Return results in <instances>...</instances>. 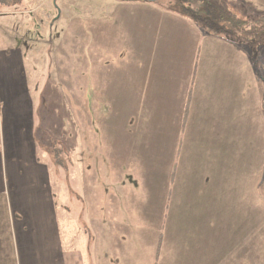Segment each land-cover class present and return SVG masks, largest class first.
<instances>
[{"label": "rangeland", "instance_id": "obj_1", "mask_svg": "<svg viewBox=\"0 0 264 264\" xmlns=\"http://www.w3.org/2000/svg\"><path fill=\"white\" fill-rule=\"evenodd\" d=\"M15 1L0 0V50H7L9 55L16 58L20 55L18 58L22 60V76L27 80L34 103L39 158L50 167L55 189L62 191L60 197L63 199L58 204V210L59 223L64 227L65 242L69 245L64 246L67 257L71 264H102V202L112 205L107 200L111 198L110 195L107 194L105 198V194L114 191V185L120 177L121 182L138 184L139 189L146 183L152 187L155 180L160 179L154 173L164 172L168 164L164 163L163 168L154 172V164L139 160L141 155L134 146L137 142L133 143V140L124 137L121 130L118 133L117 128L122 125L124 115L128 117L130 114L129 109L121 108L125 106L124 100L131 98L134 89L131 79L153 75L154 80L149 81L146 91L156 92V74L161 64L126 61V57L136 49L135 43L144 40L145 31L131 30L129 27L124 29L121 23L130 21L127 18L128 11H135L139 5L158 4L168 7L176 3V0H165V3L138 0H49L46 6H41L39 0H18L14 4ZM230 1L239 10L240 16L249 21L264 13V0H258V5L255 4L257 0ZM193 5L196 6L195 1ZM121 8L124 9L119 11ZM107 9L110 14L105 16ZM260 75L263 78L264 65L258 62ZM109 76L113 81L119 80L117 85H122L121 93L113 95L116 103L110 105L113 109H107L109 104L102 101L104 97L109 102L112 99V94L105 92V85L102 92V78L104 80ZM258 89L264 92L263 84L258 85ZM229 108L238 111V105L230 104ZM261 113L258 111V135L252 132L253 137L250 138V152L245 151L248 143L242 144L237 140L234 151L231 147L229 159H220V169L223 165L225 171L221 175L223 168L220 170V188L215 195H212L215 190L211 192V180L207 188L201 189L204 179H209L207 170H212L210 156L206 157L207 165L200 158L196 162L199 165L193 164L192 169L184 173L191 182L183 191L195 199L199 192H203L200 198L213 199L214 212H219L216 219L211 214L198 216L197 210L186 208L180 224L176 221H180L181 217L174 212H181L182 208L178 205L171 206L166 222L162 221L169 208L166 203H171L174 196L173 173L179 167L178 157L172 158L169 165V172L172 173L169 181L172 188L170 201L168 183L161 184L158 189L163 202L166 201L161 212L154 214L156 203L150 198L151 192L149 194L147 188L136 191V197H133L135 202L128 206L148 220L150 214H159V222L155 224L164 222L165 228L161 231L165 242L163 264L233 263L237 254L243 250L249 231L252 240L258 236V219L264 218V111ZM156 114L163 119L167 118L159 111ZM172 116L173 113L169 115ZM241 121L244 122H233ZM204 122L211 123L210 120ZM197 126L203 127L200 134L202 137L207 133L206 129L211 130L208 133H213L214 128L216 133L224 134L227 140L232 132L237 131L230 130V127L238 128L237 136L245 134L248 137V132H251V125L243 124ZM145 135L149 138L158 133L149 130ZM195 135L199 134L189 136ZM161 137H164L163 132ZM215 138L220 136L216 134ZM125 140L127 151L129 149L130 152L117 154L111 151L125 143ZM148 152L147 157L153 158L158 150L154 148ZM106 164H112L116 171L108 172L110 168ZM127 170L133 172L128 171L126 175ZM195 206L199 211L201 205ZM130 240L132 244L137 241L132 237ZM122 244L123 249L107 246L106 250L112 256L120 254L125 259L127 241L120 242ZM211 250L213 253H210ZM128 254L130 256L129 251Z\"/></svg>", "mask_w": 264, "mask_h": 264}, {"label": "crops", "instance_id": "obj_2", "mask_svg": "<svg viewBox=\"0 0 264 264\" xmlns=\"http://www.w3.org/2000/svg\"><path fill=\"white\" fill-rule=\"evenodd\" d=\"M39 1L41 6L49 2ZM255 4L258 5V0ZM232 7L235 8L234 5ZM236 11L239 13L238 9ZM109 14L107 9L105 16ZM128 17L130 21L122 22V27L145 31V38L138 41L141 44L135 43L137 47L126 57V61L161 64L156 74V92L146 91L149 81L154 80L153 75L131 79L134 87L131 98L124 100V108L120 106L121 109H129L130 114L128 117L124 115V121L117 126V130L118 133L121 130L120 133L123 132V136L133 140V143L137 142L134 146L141 155L139 160L154 164V172L163 168L164 163L168 164L164 165L166 171L154 173L160 179L155 180L154 177L156 183L152 187L146 183L139 189L138 184L121 182L120 177L114 191L105 194V198L107 194L110 195L111 198L107 200L112 205L102 202V264H163L165 242L161 231L165 228L163 224L171 212V206L179 205L182 208L181 212L173 210L175 215H180V221H176L180 224L186 208L197 210L198 216L211 214L214 219L219 216L218 211L214 212L213 199L200 198L203 192H199L195 199L183 191L191 182L184 173H188L193 164L199 165L196 164L198 159H204L205 163L206 157L210 156L212 170H207L209 179H204L201 189L207 188L211 180V192L215 190L212 194L215 195L220 188L218 179L225 171L223 165V169H220V159H229L231 147L234 151L237 140L242 144L248 143L245 151L250 152L252 132L258 135V111H264V92L258 89V85L264 86V75L263 78L258 76V62L264 65V44L252 48L244 42L216 35L188 17L158 4L139 5L135 11H128ZM18 57L9 55L7 50H0V264H71L64 247L65 230L59 223L58 204L62 203V191L55 189L50 167L39 158L34 103L27 80L22 76V60ZM104 80L102 78V92L105 85V92L112 94V99L109 102L104 97L102 101L109 104L107 109H113L110 106L116 104L113 95L121 93L122 85H117L119 80L113 81L111 76ZM230 104L238 105V111L230 110ZM156 111L167 118L158 117ZM171 113L174 116L169 117ZM235 120L244 122L235 123ZM206 124L251 125V132H248V137L245 134L237 136L238 128L230 127V130L237 131L232 132L227 140L224 134L222 136L212 128L213 133H208L211 130L206 129L207 133L202 137L203 127L197 125ZM149 130L158 135L147 138L145 133ZM195 133L199 135L189 136ZM216 134L220 138L216 139ZM127 148L125 140L111 151L117 154L130 152ZM154 148L158 150L157 154L153 158L147 157L148 151ZM174 157L180 159L179 167L173 173L174 196L171 203L165 201L169 208L166 215L164 212V222L155 224L160 216L154 214L161 212L165 204L158 191L161 184L168 183L170 201L172 188L169 181L172 173L169 172V165ZM107 168H110V173L116 171L112 164ZM128 171L131 170H127L126 175ZM144 187L149 194L151 192L150 198L156 203L149 220L141 213L137 215L128 206L135 202L133 197H136V191ZM200 202L202 204H198ZM195 205H201L199 211ZM64 215L65 211L63 219ZM247 236L243 250L234 258L236 261L228 264H264V218L258 219V236L252 240L250 231ZM130 237L137 241L132 244ZM122 241H127L125 259L123 255L112 256L107 252V246L120 250L124 245H120Z\"/></svg>", "mask_w": 264, "mask_h": 264}, {"label": "trees", "instance_id": "obj_3", "mask_svg": "<svg viewBox=\"0 0 264 264\" xmlns=\"http://www.w3.org/2000/svg\"><path fill=\"white\" fill-rule=\"evenodd\" d=\"M168 8L216 35L244 42L252 48L264 44V13L249 21L240 16L230 0H176Z\"/></svg>", "mask_w": 264, "mask_h": 264}, {"label": "water", "instance_id": "obj_4", "mask_svg": "<svg viewBox=\"0 0 264 264\" xmlns=\"http://www.w3.org/2000/svg\"><path fill=\"white\" fill-rule=\"evenodd\" d=\"M138 1H150V2H156V3H165V0H138Z\"/></svg>", "mask_w": 264, "mask_h": 264}]
</instances>
